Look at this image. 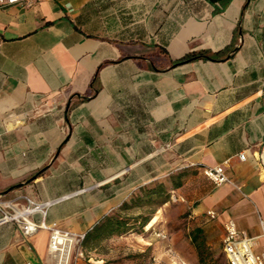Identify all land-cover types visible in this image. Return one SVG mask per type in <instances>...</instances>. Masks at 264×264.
Masks as SVG:
<instances>
[{
  "label": "crops",
  "instance_id": "obj_1",
  "mask_svg": "<svg viewBox=\"0 0 264 264\" xmlns=\"http://www.w3.org/2000/svg\"><path fill=\"white\" fill-rule=\"evenodd\" d=\"M202 51L222 58L175 64ZM263 151L264 0L0 6V196L20 211L54 202L30 220L88 234L164 183L163 210L178 198L195 221L165 264L217 261L228 220L261 255ZM218 165L233 183L205 177ZM1 217L0 264H53L48 228L26 236ZM84 251L72 264L104 263L91 240Z\"/></svg>",
  "mask_w": 264,
  "mask_h": 264
},
{
  "label": "built area",
  "instance_id": "obj_2",
  "mask_svg": "<svg viewBox=\"0 0 264 264\" xmlns=\"http://www.w3.org/2000/svg\"><path fill=\"white\" fill-rule=\"evenodd\" d=\"M43 1L46 0H0V6L19 4L32 7ZM240 159H246L245 153L240 154ZM203 173L208 180L217 186L233 183L221 165L205 167ZM53 204L54 202L51 201L41 204H31L26 209L20 211L15 210L11 202L2 200L0 196L1 221L16 222L26 236L36 234L41 228H48L50 230L49 255L53 260V264H72L75 253L83 256L81 249L87 234L61 230L55 226L48 227L44 224V221L34 222L29 219L31 215L37 213H41L44 218L47 214V209ZM209 215L212 218L216 217V213L214 212H209ZM224 231L223 250L228 264H264V253L261 255L253 253V240L241 232L233 220H228L224 224ZM176 264L185 263L179 261Z\"/></svg>",
  "mask_w": 264,
  "mask_h": 264
},
{
  "label": "rangeland",
  "instance_id": "obj_3",
  "mask_svg": "<svg viewBox=\"0 0 264 264\" xmlns=\"http://www.w3.org/2000/svg\"><path fill=\"white\" fill-rule=\"evenodd\" d=\"M159 201L139 207L140 214L156 210L155 221L150 231H146V227L144 229L134 228L121 234L105 235L91 240L92 245H97L96 253L103 258L105 263L165 264L166 260L177 258L178 253L173 249L170 240L172 236L179 235L184 241L190 243L189 237L193 234L195 221L189 218V210L180 207L181 202L178 198L171 201L167 210H163V205H159ZM88 255L90 256L85 252L81 257L89 260ZM217 261H220V264H228L224 254L219 256Z\"/></svg>",
  "mask_w": 264,
  "mask_h": 264
},
{
  "label": "trees",
  "instance_id": "obj_4",
  "mask_svg": "<svg viewBox=\"0 0 264 264\" xmlns=\"http://www.w3.org/2000/svg\"><path fill=\"white\" fill-rule=\"evenodd\" d=\"M222 57L220 54H211L208 51H202L199 53H189L185 57L179 59L175 62L176 65L192 62L200 59H213L219 60ZM180 186V183H177L175 187ZM169 199V194L167 187L164 183H155L152 186L145 187L141 190V193L135 195L132 199L133 207H141L144 204H153L160 200L159 205H164ZM129 203L124 204V210L129 207ZM131 206V207H132ZM156 210H152L146 214H139L132 217H125L119 215H111L105 220L100 222L97 226L93 228L86 236L84 244L92 239H98L105 235H115L133 230L134 228L144 229L145 227H151L155 221ZM227 261V259H226ZM201 264H220V261H209L205 258L202 253L200 257ZM228 262V261H227ZM102 264H115L113 262H104Z\"/></svg>",
  "mask_w": 264,
  "mask_h": 264
},
{
  "label": "bare ground",
  "instance_id": "obj_5",
  "mask_svg": "<svg viewBox=\"0 0 264 264\" xmlns=\"http://www.w3.org/2000/svg\"><path fill=\"white\" fill-rule=\"evenodd\" d=\"M146 231H150V227H147V228H146Z\"/></svg>",
  "mask_w": 264,
  "mask_h": 264
}]
</instances>
